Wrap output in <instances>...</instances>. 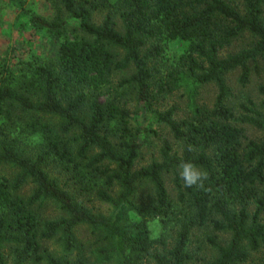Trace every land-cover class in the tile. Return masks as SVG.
Listing matches in <instances>:
<instances>
[{
    "label": "trees",
    "instance_id": "1",
    "mask_svg": "<svg viewBox=\"0 0 264 264\" xmlns=\"http://www.w3.org/2000/svg\"><path fill=\"white\" fill-rule=\"evenodd\" d=\"M47 1L53 16L32 12L28 20L63 38L56 56L0 59V169L15 170L11 178L0 174V264H7L5 248L11 264H83L80 224L102 235L96 252L116 264H194L190 240L200 231L218 252L201 264L246 262V248L264 244V133L248 138L234 123L225 75L238 68L245 85L250 62L264 59V0ZM169 40L186 44L174 64L164 59ZM210 82L214 101L197 103V89ZM180 88L186 117L177 120L174 106L154 108ZM131 102L163 124L178 148L164 140L160 160L137 167L148 129L133 123ZM239 107L241 122L264 131V120L250 115L257 113L251 99ZM22 133L37 144L20 140ZM181 160L208 171L209 191L184 187ZM77 190L107 203L108 213L79 203ZM52 205L57 213H46ZM218 232L229 233L225 244ZM252 264H264V256Z\"/></svg>",
    "mask_w": 264,
    "mask_h": 264
},
{
    "label": "rangeland",
    "instance_id": "2",
    "mask_svg": "<svg viewBox=\"0 0 264 264\" xmlns=\"http://www.w3.org/2000/svg\"><path fill=\"white\" fill-rule=\"evenodd\" d=\"M37 13L44 17L53 16V7L51 3L47 0H0V59L5 58L10 61L16 59H32L33 56H37L42 60H50L57 54L59 43L63 38L55 39L45 30L35 29L29 22L28 16L31 13ZM264 20V14H263ZM74 33L79 34L76 31H69L68 37H73ZM234 42L235 50L244 46L248 43ZM185 42L181 40H169L165 46V57L164 59L168 64H174V60L183 52ZM251 73L249 81L247 84L243 85L239 82L240 70L234 69L225 75V80L230 89V97L228 99V105L232 108L234 112V117L236 122H234L238 127L242 129V132L248 138L258 139L263 136V129L254 126L250 123L241 122L239 118L244 114L239 107V103L245 102L247 99H251L256 104L257 113H252V116H259L260 119L264 120V107L262 102L264 101V94L259 91V86L264 84V59H259L256 62H250ZM131 69L128 71H123L117 73L116 78L127 77L131 73ZM126 86V85H125ZM120 91L123 87L115 86ZM130 90V92H128ZM184 88L176 89L173 93L166 96L165 99L154 105V108L158 110H163L174 106V116L177 120L184 118L188 115V98L184 92ZM125 93L132 96V88H125ZM217 93L216 85L213 82L205 83L197 89L196 101L199 104H206L210 106L214 101ZM131 109L135 119L133 123L141 124L147 127L148 132L145 137V143L141 149L139 157L136 160V166H143L150 163L153 160H160V147L164 140H167L172 144L173 148H178V144L175 143L173 137L168 132V129L163 125L156 123L150 118L148 112H144L142 106H135L134 102H131ZM135 112V113H134ZM48 119V118H47ZM1 121V120H0ZM2 122V121H1ZM48 122L50 124L56 125L58 123L57 118H49ZM18 127L14 134H19ZM19 139L27 143L29 146L37 144L36 142H31L25 139L24 134H21ZM21 140V139H20ZM11 178L15 170L9 166H3L0 169V174ZM52 174L58 176L55 170ZM61 184H64V179H61ZM166 184L170 188L172 186V176L166 177ZM32 184H28L22 187L23 194H29ZM68 187V186H66ZM77 201L87 208L94 211H99L102 213H108L110 206L95 198L93 193L89 194H79V190L76 191ZM54 206H48L45 211L49 213L51 211H56ZM57 213V211L55 212ZM150 227L152 229L153 236H157L161 227L159 223L155 220L151 222ZM203 231L197 232L190 240V253L193 256L194 264H201L207 260H211L217 255V248L211 245L207 240L206 236L202 234ZM76 235L79 242L82 245V261L83 264H116L114 259L109 261H103L102 258L97 254L96 248L100 245H105L101 234L95 231L92 227L86 224H80L76 227ZM229 239L228 232H218L217 240L220 244H225ZM49 249L60 250V247L55 241H50L47 243ZM248 253V259L246 262L241 264H252L253 261H258L264 256V244H262L257 250H250L249 247L246 248ZM10 250L5 248V255L7 256V264H11L12 259L9 255ZM72 259L76 258L71 256ZM154 264V262H150Z\"/></svg>",
    "mask_w": 264,
    "mask_h": 264
},
{
    "label": "clouds",
    "instance_id": "3",
    "mask_svg": "<svg viewBox=\"0 0 264 264\" xmlns=\"http://www.w3.org/2000/svg\"><path fill=\"white\" fill-rule=\"evenodd\" d=\"M179 177L183 181L185 188L195 187L198 190L209 191L205 182L209 179V173L206 169L198 167L191 161L181 160L178 164Z\"/></svg>",
    "mask_w": 264,
    "mask_h": 264
}]
</instances>
